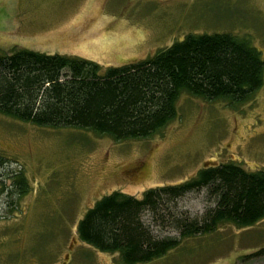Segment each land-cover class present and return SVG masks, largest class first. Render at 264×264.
Listing matches in <instances>:
<instances>
[{"label": "rangeland", "instance_id": "obj_1", "mask_svg": "<svg viewBox=\"0 0 264 264\" xmlns=\"http://www.w3.org/2000/svg\"><path fill=\"white\" fill-rule=\"evenodd\" d=\"M212 33L245 39L264 60V0H0V55L75 57L104 71L147 59L187 35ZM0 157V264H121L118 254L77 236L78 222L103 196L140 198L211 165L264 172V69L261 87L243 104L181 95L175 119L147 139L115 142L0 114ZM19 178L24 194L14 184ZM175 205L200 217L212 199L202 189ZM144 221L159 237H177L159 216L145 214ZM261 248L264 219L246 228L225 223L146 264H264L253 257Z\"/></svg>", "mask_w": 264, "mask_h": 264}, {"label": "trees", "instance_id": "obj_2", "mask_svg": "<svg viewBox=\"0 0 264 264\" xmlns=\"http://www.w3.org/2000/svg\"><path fill=\"white\" fill-rule=\"evenodd\" d=\"M263 69L260 53L227 33L187 35L147 59L104 71L80 58L16 50L0 55V114L39 128L87 130L115 142L147 139L175 119L183 94L231 105L249 101L263 83ZM4 165L0 157V176ZM14 184L20 194L26 192L22 178ZM202 189L212 199L202 216L176 212L178 200ZM145 214L153 221L159 216L177 237L155 235ZM262 219L264 172L225 163L140 198L120 192L103 196L76 232L85 245L118 254L121 264H146L220 224L246 228ZM253 257L264 259V248Z\"/></svg>", "mask_w": 264, "mask_h": 264}]
</instances>
